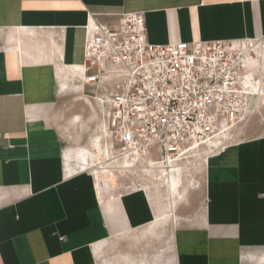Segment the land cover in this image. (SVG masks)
<instances>
[{
  "label": "crops",
  "instance_id": "obj_1",
  "mask_svg": "<svg viewBox=\"0 0 264 264\" xmlns=\"http://www.w3.org/2000/svg\"><path fill=\"white\" fill-rule=\"evenodd\" d=\"M129 11L145 12L154 43L264 42V0H0V264H109L120 242L149 249L165 228L143 264H264V96L193 183L184 176L199 151L167 171L143 160L108 167L103 128L89 146L69 145L95 111L66 112L93 93L85 37ZM262 66L264 91V56ZM131 173L137 186L125 189Z\"/></svg>",
  "mask_w": 264,
  "mask_h": 264
},
{
  "label": "built area",
  "instance_id": "obj_2",
  "mask_svg": "<svg viewBox=\"0 0 264 264\" xmlns=\"http://www.w3.org/2000/svg\"><path fill=\"white\" fill-rule=\"evenodd\" d=\"M259 45L257 39L154 43L143 11L94 21L82 79L100 103L110 148L120 159L140 155L148 165L167 164L218 138L222 145L207 158L225 149L254 109L247 62Z\"/></svg>",
  "mask_w": 264,
  "mask_h": 264
},
{
  "label": "rangeland",
  "instance_id": "obj_3",
  "mask_svg": "<svg viewBox=\"0 0 264 264\" xmlns=\"http://www.w3.org/2000/svg\"><path fill=\"white\" fill-rule=\"evenodd\" d=\"M91 102V103H87ZM91 104V105H90ZM95 108V111H91L90 113H87V115L82 118L83 121H87V124L85 126H82L81 128H73L71 129V133H68L67 139L69 142V145L71 147H76V146H89L93 137L95 134H97L100 129H102V113L100 111V103L96 100H93L90 98V101L86 99L84 95L81 97H78L77 100H75V103L73 105H70L66 107V112L68 114H72L74 110L77 109V107H90L92 106ZM74 114V113H73ZM67 118L61 120V126H64L66 123ZM83 123V122H82ZM231 141L226 142L225 145L230 144ZM218 150V149H217ZM215 148L209 150L208 148L202 149L199 151L197 157H192L191 161L192 163L189 165L190 171L185 173L184 176V182H190L193 183V181H197L202 173V169L204 167V162L206 161L207 156L212 154V152L217 151ZM201 157V158H200ZM115 160V159H114ZM205 160V161H204ZM188 161V158L181 160L180 163L177 162V166H180L181 164H184L185 162ZM187 164V163H186ZM116 165V160L113 161L111 164H109L108 167H114ZM148 165V164H146ZM155 168V166H154ZM145 172V174L148 172L147 170H142ZM137 172V171H136ZM146 181L144 184H147L149 187L152 185H155L154 183H151L150 180H148V177L146 175ZM137 173H131L130 176L121 178V185L123 188H128L131 186H137ZM167 192L164 193L163 196H167ZM167 202V201H166ZM167 228H165L162 232L163 237L161 239H157L156 242L153 243L151 248L145 249L143 246L138 247V246H132L130 242L128 241H122L120 242L117 246H115L112 250L109 251V254L107 258L109 259V264H123L122 256L124 255H129L131 258L134 259L135 263L143 264V258L147 257L148 252H157L162 246L166 243L165 239V231ZM121 258V260H120ZM101 264H106L105 259L103 258ZM248 264H263L260 262L256 261H249Z\"/></svg>",
  "mask_w": 264,
  "mask_h": 264
},
{
  "label": "bare ground",
  "instance_id": "obj_4",
  "mask_svg": "<svg viewBox=\"0 0 264 264\" xmlns=\"http://www.w3.org/2000/svg\"><path fill=\"white\" fill-rule=\"evenodd\" d=\"M256 51H257V55L256 56L255 55L249 56V60L247 62V65H248L249 69H248V79H247L246 83L249 85V88H248L249 92L248 93H250V96L253 97V98H256V97L260 98L261 96H264L263 77H262L261 73H259V74L256 73V69L257 68L260 69V72H262V70H263L262 62H263L264 51H263L262 45H259ZM230 132H231V129H228L227 131H225L223 133V135L225 134V136L227 137L229 134H231ZM105 134H106V136H108V131L105 130ZM210 142H209L208 145H206V147L199 146L198 148H195L193 150H189V151L183 153L182 156L176 158V160L171 159L169 161V163H167V164L160 163V164H157V165L156 164H151V165H148V166H152V168H154V166H155L157 168H162V169H165L167 171H173V169H175L177 167V162L180 163L181 160L190 157L195 152H198V151L202 150V148L203 149L204 148L213 149V148L220 147L222 145V143H223L220 138H218L216 140H211ZM104 145L106 147V143L105 142H104ZM113 150L115 151L114 147L111 149V153L113 152ZM108 152H109V149H108ZM111 157H112L111 158V162L115 161L116 159H120L116 154H113ZM121 160H124L127 164H129V167H135L141 161V157H140V155L139 156L138 155H133L131 157H127V158H124V159H121ZM151 162L153 163V159H151ZM108 171H109V169H108ZM169 181H170V179H169ZM171 181H172V179H171Z\"/></svg>",
  "mask_w": 264,
  "mask_h": 264
}]
</instances>
